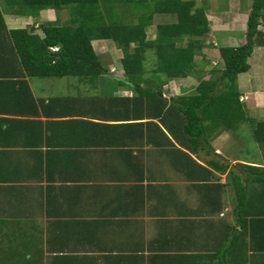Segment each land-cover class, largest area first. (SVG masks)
I'll use <instances>...</instances> for the list:
<instances>
[{
  "label": "crops",
  "instance_id": "0c3cea01",
  "mask_svg": "<svg viewBox=\"0 0 264 264\" xmlns=\"http://www.w3.org/2000/svg\"><path fill=\"white\" fill-rule=\"evenodd\" d=\"M242 1L202 8L215 35L195 59L202 72H221L219 48L246 42L253 0ZM0 11L8 31L41 38L42 24L70 18L23 0ZM171 16L154 14L147 40ZM113 43H91L100 70L60 77L30 76L13 48L1 51L0 264H264V46L236 80L254 150L229 128L189 150L178 101L198 82L149 77L146 54L152 67L130 79Z\"/></svg>",
  "mask_w": 264,
  "mask_h": 264
},
{
  "label": "trees",
  "instance_id": "16d2710c",
  "mask_svg": "<svg viewBox=\"0 0 264 264\" xmlns=\"http://www.w3.org/2000/svg\"><path fill=\"white\" fill-rule=\"evenodd\" d=\"M23 2L35 6L37 10L70 9V18L64 24L49 22L41 25L43 38L26 29L8 31L0 11V53L8 47L13 48L30 76L60 77L79 75L84 70H100L102 67L91 43L96 39H110L123 54L121 64L129 73L130 79L135 75H142L145 53L148 50H155L160 62L156 65V71L166 74L167 79L188 77L197 69L195 59L202 54V38L210 31L205 11L196 7L194 1ZM262 12L264 0H253L247 20L246 42L238 47H220L219 53L224 63L220 75L215 79H200L194 95L179 99V115L187 123L184 136L188 137L189 150L196 149L203 142L207 143L208 139L225 130L224 128L234 129L237 123L248 118L247 111L239 100L236 80L239 74L249 70L248 59L254 47L264 46V34L258 31L261 18L264 20ZM157 13H173L177 20L173 24L158 25L155 39L149 41L146 28L152 24L153 15ZM54 47L57 50L51 49ZM7 62V57L0 59V69H4ZM236 193L239 201L235 212L241 218L245 216L249 206L244 202V188L236 189Z\"/></svg>",
  "mask_w": 264,
  "mask_h": 264
},
{
  "label": "rangeland",
  "instance_id": "374dc122",
  "mask_svg": "<svg viewBox=\"0 0 264 264\" xmlns=\"http://www.w3.org/2000/svg\"><path fill=\"white\" fill-rule=\"evenodd\" d=\"M183 1H194V2H196V7H199V8H205V7H207V6H212V7H215V10H219V9H222L221 11H225V9L226 10H228L229 8H231L230 6V4H229V0H183ZM244 2H245V0H243L242 1V5H244ZM124 7H127V6H124ZM129 8V7H128ZM124 9H126V8H124ZM130 10H131V8H129ZM134 10V9H133ZM132 10V11H133ZM172 15V14H171ZM131 16H133L132 14H131ZM172 17H174V16H171V19H170V21L168 20V21H166V23L167 24H171V21H172ZM209 39L210 40V38L211 39H214L215 38V35H211V33H210V35H208V36H204L203 38H202V42L205 44V41H206V39ZM114 44V46H115V48H117V46H116V44L115 43H113ZM118 54V53H117ZM146 55H148V57L149 56H151V62H153L154 64H156V65H159L160 64V62H159V60L157 59V57H156V55H155V50H148L146 53H145ZM102 60H103V62H102V64L103 65H106L107 64V60H106V56H104L103 58H102ZM148 61V64L147 63H144V67L146 68V69H149V68H151L152 67V64L153 63H150V61L149 60H147ZM207 65V62H205V61H201L200 63H197V69L194 71V73L191 75L192 77H194V79L196 80L195 82H198L199 83V81H200V75L201 76H206L208 79H215L217 76H219L220 75V73H217V74H212L211 72H210V70L212 69H214V67H218L219 66V64H218V62H213L212 64H211V66L209 67L210 68V70L209 71H207V70H205V71H201V70H203L205 67L204 66H206ZM223 66V65H222ZM157 68H159V67H157ZM221 68V67H220ZM146 72V71H145ZM158 72V71H157ZM148 76L149 77H151V78H155V77H157V80L158 81H160L161 79H165L166 78V74H162V73H160V72H158V74H156V76H151L150 74H148ZM167 79V78H166ZM195 92H196V89H194V88H192V89H190V90H188L187 91V93L188 94H192V95H194L195 94ZM181 117V116H180ZM178 119V118H177ZM242 127V129H240ZM245 127V126H244ZM245 128H246V130H247V132H246V130H245ZM245 128H243V125H242V123H237L236 124V126L234 127V130L235 131H231V134H232V132H234V133H236V132H238L239 133V131H241V136H239V137H241V138H243V139H246V140H248V142L249 143H251L252 145H253V150H254V147H255V145H254V142L252 141V139H248L247 138V136H248V128L247 127H245ZM180 131H182V130H180ZM237 138L238 137H235V139H233V140H235V141H237ZM227 146V145H226ZM226 152L228 151V150H225Z\"/></svg>",
  "mask_w": 264,
  "mask_h": 264
},
{
  "label": "built area",
  "instance_id": "2783aa9c",
  "mask_svg": "<svg viewBox=\"0 0 264 264\" xmlns=\"http://www.w3.org/2000/svg\"><path fill=\"white\" fill-rule=\"evenodd\" d=\"M263 32H264V30H263ZM51 49L54 50V51L57 50V48H55V47L54 48H51Z\"/></svg>",
  "mask_w": 264,
  "mask_h": 264
}]
</instances>
